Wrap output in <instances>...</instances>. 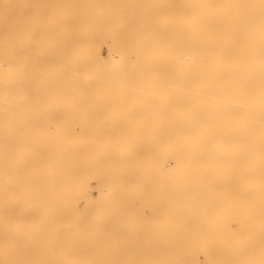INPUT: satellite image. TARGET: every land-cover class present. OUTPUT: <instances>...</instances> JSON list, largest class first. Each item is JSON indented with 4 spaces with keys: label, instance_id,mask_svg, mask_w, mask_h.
<instances>
[{
    "label": "bare ground",
    "instance_id": "obj_1",
    "mask_svg": "<svg viewBox=\"0 0 264 264\" xmlns=\"http://www.w3.org/2000/svg\"><path fill=\"white\" fill-rule=\"evenodd\" d=\"M121 232L264 264V0H0V264H113Z\"/></svg>",
    "mask_w": 264,
    "mask_h": 264
},
{
    "label": "rangeland",
    "instance_id": "obj_2",
    "mask_svg": "<svg viewBox=\"0 0 264 264\" xmlns=\"http://www.w3.org/2000/svg\"><path fill=\"white\" fill-rule=\"evenodd\" d=\"M101 49L105 53L107 50V45L103 44ZM102 94V93H100ZM113 95H121V94H113ZM131 95V94H126ZM121 107L120 110H124V112H127L128 109L124 106L126 103V99L121 96ZM127 129V128H125ZM76 133L80 131L79 127H76L74 130ZM107 135H102V137H105ZM119 135H111L109 137H118ZM89 191L91 193V196H96V193L99 191V182L97 179L92 178L89 180ZM95 193V194H94ZM140 193H144V189L140 190ZM77 212L82 213L85 215V211H87L88 204L84 199H80L76 202ZM141 211L143 215H145V212L143 210V207L141 208ZM84 224V228H89L93 225V222H82ZM148 238V235L141 234V233H134L131 234V232H121L117 235L115 238H111L112 241L108 243L110 246H118L124 250V253H117L113 254V256L118 259L113 264H161L159 261H152L153 257L159 258L161 257L160 253H156V251L159 250V248L152 247L150 244L143 242L140 243V241H143ZM153 238H157L154 236ZM197 240H200V237L197 235ZM132 241V242H131ZM134 241V242H133ZM134 244V245H133ZM138 244V245H137ZM130 254H134L136 261L129 262L127 260L130 257ZM214 255V252L212 253ZM197 257H200V253H196ZM98 264H108V263H98Z\"/></svg>",
    "mask_w": 264,
    "mask_h": 264
}]
</instances>
